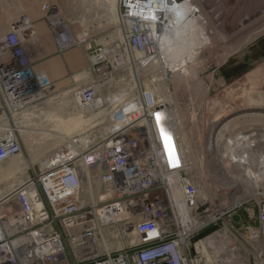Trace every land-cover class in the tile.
<instances>
[{
	"label": "built area",
	"instance_id": "1",
	"mask_svg": "<svg viewBox=\"0 0 264 264\" xmlns=\"http://www.w3.org/2000/svg\"><path fill=\"white\" fill-rule=\"evenodd\" d=\"M128 1L118 0V23L126 29L120 53L129 58V65L156 56L144 22L156 19L158 9L149 3L142 9L133 7ZM30 36L31 31L17 25L0 38V98L15 113L45 94L30 71L24 74L29 57L23 41ZM93 57L95 66L107 58L94 62ZM73 93L84 106L97 100L93 87ZM155 100L141 91L131 108L120 106L115 111L111 130L102 134L94 129L81 146L67 143L23 185L0 195V264H202L204 259L213 263L207 252L233 235L232 226L248 224V219L255 223L244 228L250 239L256 242L264 236V184L250 180L248 194L242 178L223 169L224 176L214 186L216 194H205L189 174L165 105ZM121 116L127 120L115 125ZM210 137L212 154L217 133ZM20 153L13 132L0 134V163ZM84 165L100 167L104 201H85ZM238 167L242 174L244 169ZM178 188L182 200L175 201ZM249 196L257 197L255 217L248 210L240 213ZM114 232L119 244L110 248L104 239ZM255 262L264 264V254Z\"/></svg>",
	"mask_w": 264,
	"mask_h": 264
},
{
	"label": "rangeland",
	"instance_id": "2",
	"mask_svg": "<svg viewBox=\"0 0 264 264\" xmlns=\"http://www.w3.org/2000/svg\"><path fill=\"white\" fill-rule=\"evenodd\" d=\"M0 1L4 6L3 9L0 8V38L6 35L8 31H10L13 27L15 28V26L17 25L21 28V30H34V35L24 38L23 41L29 57V70L28 68H26L25 74H29L31 72L33 79L36 81L34 82V84H38L45 91V94H43L44 97L33 103L30 108H27L18 113L9 111L6 104L0 98V129L11 128L13 130L12 132L21 145V153L17 156H21L23 159L22 165L20 164L21 166H19L18 163H15V165H9V160H7L3 163H0V167L6 163V167L9 166L8 168L15 169L17 177L27 178L33 176L34 174H37L42 164L56 151L64 147L67 142L75 144L77 143V145L80 146L82 144L88 143L89 141H87V138L89 137V135H91V133H89L84 138L81 137L86 132H89L92 127L94 129L99 128L100 133L102 134L106 133V131L102 128V125H93L91 124V120L87 121V118L90 119V117L93 115V111L95 110L92 106L82 112L63 103L64 97H67L69 94H73L76 89H86L85 87L94 81H97L99 83L97 85L100 86L106 87L110 85V92L133 89L135 83L134 88L136 89V92L134 91L132 93H129L127 97H125L128 98L130 96H134V101H136L139 95H141V91H147L156 100H166V96L173 92L177 100L176 112L180 114L183 121H186L185 117L188 116L187 113L191 112L192 110H196L194 114L197 117V111L202 106V111L199 115L200 117L198 116V120L196 121L197 123H195L193 127L194 132L191 134L194 144L193 149L195 150L194 154L197 153L198 157L201 159L205 158L207 154H209L208 145L211 140V134L214 137L215 133H217V138L225 136L228 141L234 140L241 136L242 139H238L242 141V145L244 146V153H246L245 147L249 150H254L255 147L259 149L258 153H256L255 156L254 154H252L253 157L249 159L248 172H254L256 170V167L259 165L258 163L264 161V129H262L264 128V121H255L254 117L251 116V114L254 112H264V56L257 58L252 57L256 51L255 46L258 45L259 41L264 39V21L260 22L259 20V22L255 23V21L259 19L255 17L251 23H246V29H242L243 31H245L243 40H246L245 38H247V33L249 31L250 32L248 33V38L250 36L254 38L253 40L246 42L244 46L240 47V45H237L238 43H232L233 46L231 44H228L226 47L216 49L215 52L211 55H201L202 57L200 56L201 58H198V62L194 61L192 65L191 63L189 64V66L191 65V67L195 69L197 68L196 70L200 73V77L204 81L205 87L209 86V89H207V93L205 88H203L199 92H193L195 93L192 96L194 101H191L189 95H185L183 91L184 89H175L176 86L173 81L168 82L169 86L166 82H158V78L163 75L162 69L160 68L159 64L158 65L160 69L151 66L148 67L147 65L144 68L143 61H136V64L129 65L128 62L123 61V64H118V62L114 58H105L103 62H100L98 66H95V64H93L92 57L94 55L100 54L106 49H112V47H114V45L116 44H120L119 46L123 47L124 42L122 40L123 37L121 38L120 33L118 32L123 28L118 25L117 22L113 21V19L110 20V16L105 13V9L97 8L95 0H93L92 2H90L89 0H20L19 6H17L16 8L13 0ZM177 1L182 2L184 0ZM193 1L196 6L200 5L198 1ZM229 3L230 2L226 0V4L229 5ZM87 8L89 10H87ZM56 16H58L57 22L62 25L60 27L58 23L53 24V21H56ZM55 24L56 26H54ZM253 26H255L254 28L257 31L254 28H251ZM249 28L251 29L247 31V29ZM123 32L124 30L121 31V33ZM72 34H74V36ZM70 35L72 36L71 39L73 41H71L66 46L60 45L62 43L61 39L63 40L67 37L69 38ZM36 39H38V41ZM235 48L238 50H236ZM232 49L233 51H231ZM225 54L226 57L228 56V59H224L223 61L222 59L224 58ZM227 54H229L230 56ZM136 57L137 55H135V58ZM206 58L208 59V61H205L207 60ZM136 59H138V57ZM55 62H57V64L59 62L61 65H57ZM54 64H56L57 66L55 65V67ZM241 66L244 67L241 73L233 75L231 77L230 75H226L227 71H232L236 67ZM82 74H84V77L82 76ZM212 77L213 79H211ZM48 80L52 84L49 90L45 88L49 84L47 82ZM243 83L245 85L247 83V85L243 86ZM155 86H163V88L159 89ZM250 86L254 88V90H252ZM245 90L246 92H244ZM250 90L252 93L250 92ZM201 91H203L204 94ZM97 93L99 95V98H101V90H99ZM237 93H239V95L244 93V97L243 95L238 96ZM245 93H247V96ZM205 94L206 96L204 97ZM235 94L237 95L235 96ZM238 97H240L241 100L238 99ZM242 98H244L243 101ZM207 99H209V101ZM234 100L235 102H233ZM239 101L242 102L239 103ZM243 102H245L246 104H244ZM235 103L237 105L234 106ZM238 104L242 106V108L240 106L239 108ZM254 104L262 106L257 107ZM190 105L193 107L191 110H189L190 108H188V106ZM230 106H233V108H230ZM233 109L236 111H234ZM208 113L209 115H207ZM245 113L247 115H245ZM250 117H252V119ZM223 119V123L227 124V122L229 121L226 125L228 128L224 127L225 125L217 126L216 124L215 128L213 123H217L221 120L223 121ZM250 120H252V123ZM254 121L255 124H253ZM19 122L28 124V127L22 128L24 129L23 132L18 131L17 127L14 126L15 123L19 124ZM75 124H81L82 126L77 130H73ZM4 125H8L11 127H7ZM87 125L92 127L89 129V127H86ZM185 125H187L186 129H189V132H191V125L186 123ZM54 126L58 128L55 127L54 130ZM195 127L197 128L199 133L196 132ZM249 128H252L253 131L252 129L250 132L247 131L249 133L248 134L246 130H248ZM213 130L214 134L212 133ZM2 133L3 131L0 132V134ZM63 134L71 138L64 140V142L63 140L62 142L56 141L54 144V139H59V137ZM223 145L224 144H220L221 147H223ZM261 152L262 155L260 156H262L263 159L258 158L259 153ZM248 158L249 157L247 156V161ZM186 159L189 163L190 174L192 173V167L196 162L193 157L189 158L187 156ZM226 163L227 161H225L224 163L225 166H231L229 163ZM229 169H231V171L236 170L235 173H232L233 175L236 174L237 170L238 172L240 171L237 166H235V168L231 167ZM217 170L218 169H216V171ZM7 171L8 170L3 173H6ZM216 171L214 173H216ZM223 173L224 170H218L217 178H222L224 176H222ZM236 177H238L237 174ZM206 179V189L208 190V193L216 194L214 189L215 181L217 184L220 182H217L216 178L213 179V181L211 178ZM260 181L262 182V180ZM23 183L24 182L20 183L19 185H17V187H20L21 185H23ZM251 189H246L248 194H250ZM255 199H257V197L255 196H249L247 200L245 199V201H247L244 204L246 209H242L240 213H243L245 215V212L243 210H248L253 215V217H255L257 212ZM246 221L248 222V224H255L254 221L251 223L248 221V219ZM248 224L243 223L242 225H237L236 227L235 225L232 226L231 232L233 235H231L228 240L222 243V245L226 247L224 251L222 253L218 252L215 250L216 247H214L213 250L207 252V258L213 260L214 262L209 263L206 261V259H204L202 264L259 263L258 261L255 262V260L259 258V256H262L264 254V236H262L259 241H252L250 239V236L244 229ZM217 245H220V243L216 244L215 246ZM204 258H206V256Z\"/></svg>",
	"mask_w": 264,
	"mask_h": 264
},
{
	"label": "bare ground",
	"instance_id": "3",
	"mask_svg": "<svg viewBox=\"0 0 264 264\" xmlns=\"http://www.w3.org/2000/svg\"><path fill=\"white\" fill-rule=\"evenodd\" d=\"M19 1L20 0H13V2L15 4V8L17 6H19V3H20ZM89 1L92 2L93 0H89ZM159 1L160 2H158V3H157V0H129L128 1L130 6H133V7L137 6L138 8L142 9L145 7L144 6L145 4L149 3V4H153V6H152L153 8L158 9V16L156 19L148 20V21L146 20V22H144V23H146V26L144 27L146 29V34H148V38H149L150 43L154 44L156 56L154 58H148L147 60H143V62H144L143 66H144V68L146 65L148 67L151 66V67L159 68V65H160V68L162 69L163 75L160 78H158V82H164V83L166 82L167 85L169 86L168 82L173 81V83L176 86L175 89H179V88H181V90L184 89L183 91H184L185 95H189V98L191 99V101L192 100L194 101L192 96L195 93H193V92H195V91L199 92L200 90L205 88L206 93H207V89H209V86L205 87L204 81L200 77V73L196 70L197 68L195 69V68L191 67V65L194 63V61L198 62V60H199L198 58L202 57L201 55H203V54H207V55L210 54L211 55L215 52L216 49L221 48V47H226L228 44L232 45V43H238L237 45H240V47L244 46L246 44V42H249L250 40H253V38H254L251 36L248 38V35H249L248 33L250 32L249 31L247 33L248 39L244 37L246 40H243V36H244L245 31H243L242 29L245 28V26L247 25L246 23L247 22L251 23L255 17L259 18L258 20L255 21V23L259 22V20H260V22L264 21V0H227L228 2H230L229 5L226 4V0H196L200 3L199 6L198 5L196 6L194 4L193 0H184L182 2H178L177 0H159ZM95 3L97 4V8L105 9V13L110 16V20L113 19V21L117 22V24L119 25V23H118L119 22L118 21V8H117L118 7V0H95ZM0 8H2V9L4 8L1 1H0ZM87 10H89V9L87 8ZM55 15H57V14H55ZM57 18H58V16H56V21H57ZM54 20H55V18H54ZM54 26H56V24ZM60 26H62V25L59 23V27ZM254 27L255 26H253L251 28H254ZM251 28L247 29V31L250 30ZM123 30H124V32L121 33V31H123ZM33 31H31V35H34ZM118 32L120 33V37L121 38L123 37L122 40L125 41L126 29L123 28ZM254 33H255V31H254ZM72 35L74 36V34H72ZM71 38H72V36L70 35L69 38L67 37V38H64L63 40L61 39L62 43L60 45H63V46L68 45L71 41H73ZM36 40L38 41V39H36ZM119 45L120 44H116V45H114V47H112V49L109 48V49H106L105 51L101 52L100 57L94 56L93 61L96 62L99 60V58L106 56L108 59L114 58L118 62V64L119 63L123 64V61L127 62L129 59H127L128 57L121 55ZM236 50H238V49H236ZM231 51H233V49ZM217 52H219V51H217ZM129 55H131V54L129 53ZM227 55H229V54H227ZM225 57H226V54H225L224 58L222 59L223 61H224V59H228L227 58L228 56L226 58ZM133 58H132V56H130V59H133ZM59 61H60V59H59ZM205 61H208V59ZM55 63L57 64V62H55ZM60 63H61V61H60ZM60 63L58 62V64H60ZM190 63H191V65L189 66ZM56 64H54V66ZM132 64H134V63L132 62ZM54 66H53V68H54ZM196 67H197V65H196ZM58 70H60V69H58ZM82 76L84 77V74H82ZM85 76H87V75H85ZM12 78H13V76H12ZM211 79H213V77ZM34 82H36V81L34 80ZM216 84H215V86H216ZM60 85H62V84H60ZM244 85L245 84L243 83V86ZM246 85H247V83H246ZM51 86H52V84H48L47 87H45V88H47L49 90ZM90 87H93L97 92L99 90H101L102 94H101V98H99V95L97 93V100H96L95 104L91 105L95 110L93 111V115L90 117V119L87 118V121L91 120V124H93V125H102V128L106 132H108L112 128V124L109 122L112 119V117L114 116L115 111L120 106L131 108V105H133V103L135 102L134 96H130L128 98H125V97H127V95L129 93H132L134 91L136 92V89L134 88L135 83H134L133 89H126V90H120V91L118 90V91H114V92H110L111 91L110 85L106 86V87L100 86V85L95 86V85H93V82H92L91 84H88L85 88H90ZM155 87H158L159 89L163 88V86H155ZM237 87H239V86H237ZM242 89H239V90H242ZM252 90H254V88H252ZM201 92L203 93V91H201ZM244 92H246V90ZM250 92H251V90H250ZM171 94L166 96V98H167L166 100H155V101H157V103H160L161 105H165V114L168 115V119L170 120V125L172 126L174 133L178 138V141H179L181 150L185 156V159L187 156L189 158L193 157L195 159L196 163L192 167L193 170H192L191 174H193V175H191V178L193 179V181H195L196 185L198 183L199 186L198 185L197 186L200 187L205 194H208V190L206 189L207 188V184H206L207 179L206 178H211L212 181H213V179L216 178L218 180V182H220L221 177L217 178L218 170L222 169V171H223V169H227L229 171V173H235L236 170L235 171L232 170L233 171L232 172L231 169H229V168H231V167L235 168V166L237 164H238V166H241V168L244 169L243 170L244 172L242 174H240L239 173L240 171L238 172V170H237L236 174L238 175V177L242 178L245 190L247 188H249L248 185H251V182H254V183L258 182V183L264 184V161L258 163L260 166L258 165L254 172H251V173L248 172L249 159H251V157H253L252 154H254V156H255V154L258 153L259 149L255 147L254 150H249L245 147L246 153H244V146L242 145V141L237 139V138L230 141V143H231L230 144L227 141H225V142L223 141L222 138L225 136L218 137L215 141L216 145L214 144V146H215L214 151L215 152L212 154L211 153L207 154L208 157L206 156L203 159L199 158L197 153L194 154L195 150L193 149L194 144L192 141L193 137H191L192 136L191 134L194 132L193 127H194L195 123H197L196 121L198 120V116L201 114L202 106L197 111V117L194 114V112L196 110H192L191 112L187 113L188 116L185 117L186 121H183L180 114H178V112H176V110H177L176 97L174 96L173 92H171ZM203 94H201V95H203ZM237 94H238V96H240V95H243L244 93L240 94V95H239V93H237ZM237 94H235V96ZM245 94L247 96V93H245ZM205 96H206V94L204 95V97ZM243 97H244V95H243ZM238 99H240V97H238ZM243 99L244 98H242V101H243ZM246 99H247V97H246ZM201 100H202V97H201ZM207 100L209 101V99H207ZM233 102H235V100ZM241 102L239 101V103H241ZM63 103L65 105L73 107V108L77 109L78 111H82V112L84 110H86L87 108L91 107V106H84V105L80 104L78 102V100L76 99L74 93L69 94L67 97H64ZM243 103L246 104L245 102H243ZM257 104H259V103H257ZM260 104H261V102H260ZM235 105H237V104L235 103L234 106ZM239 106L240 105L238 104V107ZM255 106L261 107L262 105H255ZM240 107L242 108V106H240ZM188 108H190L189 110H191L193 107L190 105V106H188ZM230 108H233V106H230ZM98 110H102V111H98ZM208 111H210V110H208ZM234 111H236V110H234ZM207 115H209V113ZM245 115H247V114L245 113ZM251 116L254 117L255 121L256 120L257 121L258 120L264 121V112L263 113L262 112H260V113L254 112L251 114ZM83 118H85V117H83ZM250 118L252 119V117H250ZM126 120H127L126 117L121 116L118 118V121L115 125L121 124L122 122H125ZM218 120H219V118H218ZM199 121H200V119H199ZM250 121L252 123V120H250ZM255 121L253 122V124H255ZM57 122H58V120H57ZM223 122H224V119H223V121L221 120L217 123L216 122L213 123L214 127L216 128V126H215V124H216L217 126L218 125H220V126L225 125L224 127L228 128L226 125L228 124L229 121L227 122V124L223 123ZM185 123L191 125V129H190L191 132H189V129L188 130L186 129L187 125H185ZM27 125L28 124H25L23 122H19V124L15 123L14 126L17 127L18 131L23 132L24 129H22V128L28 127ZM4 126L11 127L8 125H4ZM56 126H54V130H55ZM81 126H82L81 124L80 125L75 124L73 127V130H77ZM86 127H89V129H90L92 126L87 125ZM56 128H58V127H56ZM205 128H207V127H205ZM251 129L252 128H249L248 130H246V132L247 131L250 132ZM262 129H264V128H262ZM0 130H1L0 132H2V131L3 132H6V131L12 132L13 131L11 128H5V129L2 128ZM93 130H94V128L92 127V129L89 132H86L81 138L86 137ZM252 131H253V129H252ZM196 132L199 133L197 128H196ZM216 132H217V130H216ZM262 135H263V133H262ZM68 138H71V137L63 134L59 137V139H54L55 141L53 143L55 144L56 141L62 142V140L64 142V140H66ZM89 138H92V137L89 135V137L87 138V141H89ZM235 140H237V141H235ZM202 142H203V140H202ZM236 142H239V143H236ZM67 143H70V142H67ZM218 143L224 144L223 147H221L220 144H218ZM66 144L64 146H66ZM229 144L232 147V149L229 147ZM231 151L233 152V154L231 153ZM238 152L243 153V154L241 156L234 154V153H238ZM260 155H262V152L259 153L258 158L263 159V157ZM247 156L249 157L248 161L246 159ZM19 157H20V159H19ZM12 159L9 160V165H15V163H18L19 166L22 165L23 159L21 156H17L16 158H12ZM226 160L230 161L229 164L231 166L226 165L229 168L224 165ZM234 162H237V163H234ZM8 167L9 166L6 167V163L0 167V195H3L5 193H12L13 191H15L18 188L17 185L24 182L25 181L24 179H26V178H22V177H17L16 176L17 173L15 172V169L8 168ZM216 169H218V170L216 171ZM238 169H240V167H238ZM6 170H8V171L6 173H3ZM81 171H82L81 175H82V186H83L82 194H83L85 201L94 202L96 200L104 201L105 199H107V195H106L107 193L105 191V188L103 190L104 185H103V183L100 179V175H99L100 171H101L100 167H88V166L84 165L81 168ZM215 171H216V173H214ZM250 178H252V179H250ZM250 180H252V181L250 182ZM260 180H262V182ZM211 183H214V182H211ZM215 183H216V181H215ZM202 184H203V186H202ZM173 198L175 201L182 200V193H181L179 188L175 191V195H173ZM115 235H116L115 232L111 233L110 236H108L104 239L106 243L111 245L110 248L118 247L119 241L115 238L116 237ZM132 240L134 241V239H132ZM215 247H216L215 250L218 252H221V253L226 248V247H224V245H222V243H220V245H217Z\"/></svg>",
	"mask_w": 264,
	"mask_h": 264
},
{
	"label": "trees",
	"instance_id": "4",
	"mask_svg": "<svg viewBox=\"0 0 264 264\" xmlns=\"http://www.w3.org/2000/svg\"><path fill=\"white\" fill-rule=\"evenodd\" d=\"M255 54L252 56L253 58L255 57V58H257V57H261V56H264V39L263 40H261V41H259V43H258V45H256L255 46ZM243 69H244V67H236L234 70H232V71H227V76L228 75H230V77L231 76H233V75H236V74H239V73H241L242 71H243ZM211 230H208V231H206L205 233H203L202 235H205V234H207L208 232H210Z\"/></svg>",
	"mask_w": 264,
	"mask_h": 264
},
{
	"label": "snow or ice",
	"instance_id": "5",
	"mask_svg": "<svg viewBox=\"0 0 264 264\" xmlns=\"http://www.w3.org/2000/svg\"><path fill=\"white\" fill-rule=\"evenodd\" d=\"M161 135L163 136L164 135V133H163V130L161 129Z\"/></svg>",
	"mask_w": 264,
	"mask_h": 264
},
{
	"label": "water",
	"instance_id": "6",
	"mask_svg": "<svg viewBox=\"0 0 264 264\" xmlns=\"http://www.w3.org/2000/svg\"><path fill=\"white\" fill-rule=\"evenodd\" d=\"M236 220H238L239 218L238 217H235Z\"/></svg>",
	"mask_w": 264,
	"mask_h": 264
}]
</instances>
